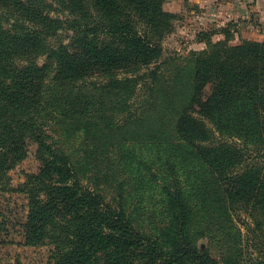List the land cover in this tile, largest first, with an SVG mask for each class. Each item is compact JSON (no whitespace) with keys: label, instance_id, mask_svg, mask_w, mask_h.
I'll return each mask as SVG.
<instances>
[{"label":"trees","instance_id":"16d2710c","mask_svg":"<svg viewBox=\"0 0 264 264\" xmlns=\"http://www.w3.org/2000/svg\"><path fill=\"white\" fill-rule=\"evenodd\" d=\"M44 1L0 0V190L30 141L41 162L25 184L27 243L52 240L50 264H245L234 211L264 246V40L204 34L208 47L167 77L166 0H53L76 15L71 45L56 47L63 20ZM102 183L122 201L105 203ZM156 189L166 219L148 231L135 204ZM207 230L221 259L197 245Z\"/></svg>","mask_w":264,"mask_h":264},{"label":"rangeland","instance_id":"374dc122","mask_svg":"<svg viewBox=\"0 0 264 264\" xmlns=\"http://www.w3.org/2000/svg\"><path fill=\"white\" fill-rule=\"evenodd\" d=\"M167 1V0H166ZM165 1V2H166ZM47 4H51V14L60 17L63 20V27L59 33L50 38V44L71 45L74 26L73 20L76 15L70 13V10L58 5L53 0H45ZM195 23L193 17L182 16L176 14L173 20V29L168 33L163 41V55L160 59L162 62L165 75H173V67L176 65H185L193 58L194 51H202L208 47L206 41L201 40L202 35H209L213 42L223 40L226 36L230 37V44H238L243 40H264V21L259 25H247L239 23H229L223 28L193 25ZM224 30V31H223ZM221 31H223L221 33ZM204 35V36H205ZM203 36V37H204ZM38 63L44 65L47 61L46 55L38 58ZM169 69V70H168ZM54 72H49L47 83L52 84ZM99 76L90 78V81H96ZM212 90L209 84L205 88L204 97ZM147 97L145 91L141 90L138 99ZM55 135V134H54ZM59 138L58 136H56ZM67 142L66 138L63 139ZM79 139L73 140V144L77 146ZM37 144L30 141L28 144V156L23 159L15 168L9 172V183L7 188L0 190V217L5 223L4 231L0 237V264H50L56 253V244L52 240L47 239L40 244H29L26 241L25 223L29 214V193L25 186L30 175L37 174L40 169L41 162L36 156ZM260 156L255 151L248 148L247 162L260 160ZM129 174H124V179ZM84 185H89L88 179H82ZM185 184H187L185 182ZM25 186V187H24ZM100 193L104 195L105 203H120L122 201L121 191L110 186L107 183L99 185ZM131 185H127L129 189ZM22 189V190H21ZM24 190V191H23ZM140 196V195H139ZM162 195L159 190L147 192L141 197H137L135 204L137 213L135 215V223L143 227V229L151 231L161 226L165 222L166 216L161 213ZM134 206V205H133ZM233 221L236 228L241 232V246L244 252L242 262L245 264H264V246H261L260 237L253 236L249 227L252 220L249 214L241 209L234 211ZM197 226L207 227L209 222L199 220ZM217 232L207 230L204 236L197 239V245L202 250H208L213 256L221 259L223 253L226 252L227 246L223 244V238H219Z\"/></svg>","mask_w":264,"mask_h":264},{"label":"crops","instance_id":"0c3cea01","mask_svg":"<svg viewBox=\"0 0 264 264\" xmlns=\"http://www.w3.org/2000/svg\"><path fill=\"white\" fill-rule=\"evenodd\" d=\"M164 9L174 14L193 17V25L223 28L229 23L243 26L264 21V0H167Z\"/></svg>","mask_w":264,"mask_h":264}]
</instances>
